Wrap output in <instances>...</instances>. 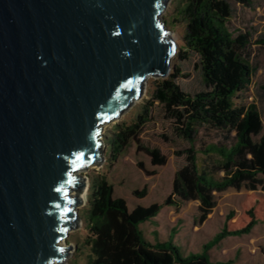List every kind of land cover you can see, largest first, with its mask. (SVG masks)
Returning a JSON list of instances; mask_svg holds the SVG:
<instances>
[{
	"label": "water",
	"instance_id": "water-1",
	"mask_svg": "<svg viewBox=\"0 0 264 264\" xmlns=\"http://www.w3.org/2000/svg\"><path fill=\"white\" fill-rule=\"evenodd\" d=\"M166 2L0 0V264L67 254L101 125L179 51L159 18Z\"/></svg>",
	"mask_w": 264,
	"mask_h": 264
},
{
	"label": "trees",
	"instance_id": "trees-1",
	"mask_svg": "<svg viewBox=\"0 0 264 264\" xmlns=\"http://www.w3.org/2000/svg\"><path fill=\"white\" fill-rule=\"evenodd\" d=\"M179 10L185 21V32L177 56L185 60L189 52L197 54L205 90L193 94L183 91L176 82L180 75L176 69L166 77L156 78L150 100L143 104L141 111L133 120L117 124L112 130V152L105 173L92 176L88 185L89 218L85 226L89 235L85 243L90 247V255L87 264H231L229 260L209 261L207 248L226 236L248 233L255 224L264 222V134L259 135L262 121L253 104L234 102L235 95L250 83L253 73L246 58L248 35H233L228 29L231 9L227 0H183ZM260 42L264 44V38ZM154 101L162 105L164 116L172 121L177 135L188 141L189 146L183 151L186 163L177 170L172 193L166 199L128 210L123 198L113 196L106 173L131 142L135 143L136 150L146 152L152 164L166 162L157 148L142 146L139 139ZM200 126L223 132L225 141L208 142L196 149L194 139ZM227 140H231L229 144ZM198 153L215 155L223 174L214 177L199 170ZM227 188H243L248 193L240 202L238 212L232 209L225 214L221 229L203 245L201 252H180L172 237L173 231L166 240L152 241L139 227L156 218L163 207L175 209L186 200L199 202L202 222L215 206L214 191ZM134 193L143 197L145 188Z\"/></svg>",
	"mask_w": 264,
	"mask_h": 264
},
{
	"label": "rangeland",
	"instance_id": "rangeland-1",
	"mask_svg": "<svg viewBox=\"0 0 264 264\" xmlns=\"http://www.w3.org/2000/svg\"><path fill=\"white\" fill-rule=\"evenodd\" d=\"M183 0H167L160 21L164 22L167 34L183 46L182 36L185 32V21L180 15L179 7ZM231 16L227 27L233 35L245 33L249 45L246 58L253 73L250 83L234 97L236 104H253L262 121L264 134V0H248L240 3L227 0ZM178 69L180 75L176 82L180 88L190 94L205 90L204 82L198 68V56L189 52L188 58L179 59L177 54L171 61L170 73ZM155 77H149L143 86L140 96L127 107L116 119L104 122L101 125L100 141L102 142L101 161L92 165L87 172L88 185L92 176L105 173L108 157L112 152V130L117 124L129 122L141 111V107L150 100V92L154 88ZM148 120L142 126L139 134L140 144L149 148H157L166 157L163 165H154L150 157L143 150H136L131 142L120 152L112 168L106 173V179L113 187V196L125 200L128 210L136 205L148 206L154 202H161L172 193V184L175 174L186 163V154L183 151L189 146L188 141L178 136L172 121L164 116L163 107L158 101L152 103ZM259 135L256 137L258 138ZM223 132L200 126L194 139V146L198 147L208 142H220ZM231 140H227L229 144ZM199 170L206 171L214 177H219L223 171L219 169L215 155L204 156L196 154ZM104 160V161H103ZM139 163L142 164L139 167ZM89 173V174H88ZM91 179V180H90ZM145 188V195L139 197L135 191ZM87 190L84 202H80L78 211V225L69 231L66 237V255L62 264H87L90 247L85 243L89 233L86 229L88 222ZM248 193L245 189L235 190L227 188L224 191H214L215 206L207 217L199 221V202L197 200L181 201L175 209L163 207L160 214L139 225L143 234L150 240H166L170 231L174 232V240L183 254L201 252L203 245L212 240L221 229L225 214L234 209L239 211V204ZM257 193L261 194L260 191ZM209 261H231V264H264V222L255 224L245 234L226 236L213 242L206 250Z\"/></svg>",
	"mask_w": 264,
	"mask_h": 264
},
{
	"label": "bare ground",
	"instance_id": "bare-ground-1",
	"mask_svg": "<svg viewBox=\"0 0 264 264\" xmlns=\"http://www.w3.org/2000/svg\"><path fill=\"white\" fill-rule=\"evenodd\" d=\"M104 161V160H103ZM95 166V165H94ZM94 166H89V167H87L86 169H84L81 173V178H83V182L85 183L84 184V187L80 190V191H78L77 193H76V196H77V198H79L80 199V201L81 202H84V200H85V196H86V193H87V190H88V177H87V172H88V170L89 169H91L92 167H94ZM89 174V173H88ZM82 180V179H81ZM73 193H71V195H72ZM78 222H79V220L77 221V225H78ZM63 261V260H62ZM62 261L61 262H57V261H53L51 264H62Z\"/></svg>",
	"mask_w": 264,
	"mask_h": 264
}]
</instances>
